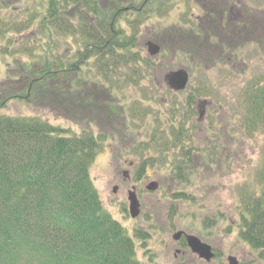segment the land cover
<instances>
[{
	"label": "trees",
	"instance_id": "obj_1",
	"mask_svg": "<svg viewBox=\"0 0 264 264\" xmlns=\"http://www.w3.org/2000/svg\"><path fill=\"white\" fill-rule=\"evenodd\" d=\"M47 1L37 29L31 22L26 25L27 34L36 38L32 46L37 51L29 54L38 60L22 61L20 69L8 70L7 80L0 83V107L13 98L32 104L33 94L38 92L51 98L48 103L41 102L40 108L49 107L59 118L60 111L67 110L68 116L82 120L76 113L90 110L94 102L111 121L123 116L120 111L126 104L143 106L140 97H129L128 91L143 89L152 81L149 77L155 72L157 57L140 47L139 37L150 14L163 15L164 0ZM26 20L22 16L8 26L14 29L18 26L11 25L19 23L22 31ZM164 29L156 34L159 55L163 56L169 42L174 49L181 44L169 33L172 31ZM257 31L251 33L258 36ZM175 32L180 34V28L176 27ZM62 43L65 50L58 55L54 47ZM219 52V57L225 54L223 48ZM232 55L219 59L234 62ZM36 62L45 64L39 67ZM15 75L23 78L24 85L15 82L19 80ZM43 82L48 87H42ZM207 93L210 90L206 85L195 89L187 98L189 106L197 96ZM222 99L235 110L230 113L219 105L222 118H218V126L211 124V144L196 149L190 142L194 133L175 112L172 115L177 119L168 122L165 130H150V140L140 141L134 149L143 151V167L156 158L164 162L166 148L172 147L178 149L181 163L176 164L172 158L173 168L180 170L196 154L206 165L213 164L212 159L219 154V158L226 155L224 160L232 158L235 144L241 142L238 134L244 143L246 137L253 138L260 132L264 149V73L249 80L239 94L227 92ZM33 105V109H40L37 103ZM141 113L139 116L149 115V108ZM127 119L130 117L125 116ZM82 132L52 124L38 113L0 114V264H143L136 258L128 229L104 207L91 178L90 167L99 150L100 136L89 129ZM146 144L150 150L158 149L155 152L161 158L146 153ZM258 180L261 194L255 195L253 190L243 194L237 213L241 238L264 258V166Z\"/></svg>",
	"mask_w": 264,
	"mask_h": 264
},
{
	"label": "rangeland",
	"instance_id": "obj_2",
	"mask_svg": "<svg viewBox=\"0 0 264 264\" xmlns=\"http://www.w3.org/2000/svg\"><path fill=\"white\" fill-rule=\"evenodd\" d=\"M197 1L164 0L163 15L150 14L152 16H149L150 18L142 25L139 42L140 47L147 53V42L150 40L158 42L156 34L160 32L159 30H165L164 28L172 31L169 33H173L174 38L181 40L177 49L169 42L164 56H157L155 72L149 77L153 82L144 84L143 89L129 88V97L137 95L143 106L126 104L120 111L123 116L109 121L110 117L103 113L102 108L98 109L92 102L90 110L76 113L84 118L82 120L68 116L67 110L60 111L59 118L49 107L40 108L41 102L48 103L51 98H44L41 93L35 92L32 104L13 98L0 107V114L24 116L38 113L41 118L52 124H59L79 134L89 129L96 136H100L99 150L90 167V175L104 207L114 219L128 229L134 240L136 258L141 263L228 264V257L235 255L243 264H264V258H260L242 240L238 223L240 216L237 213L243 194L252 190L255 195L261 194L262 185L258 176L264 166V149L261 147L263 138L260 132H256L253 138L246 137L244 143L243 137L238 134L241 142L235 144L232 158L226 157L224 160L226 155L219 158L222 155L219 154L218 158L212 159L213 164L206 165L203 159L196 155L191 162L183 163L182 170L178 167L173 168L171 162L173 158L176 164H181L177 158L180 153L176 147L166 148L164 162L156 158L145 167L142 165L143 151L134 150L140 141L146 143L150 140L148 134L150 130L163 131L168 122L176 120L177 116L175 115L174 119L172 115L175 112H178L181 120L186 122L189 132L194 133L190 142L196 149L198 146L211 144L209 136L213 135L210 130L214 124L218 126V118H222L221 112L218 113L219 105L223 104V109L230 113L235 110L230 103H225L222 97L227 92L231 95L233 92L239 94L241 87L249 80L264 73V29L257 33V38L251 36L244 38L243 34L233 31L238 24V17L233 14L234 20L230 24L232 32L227 34L224 31L222 34L211 29L217 34L213 35L204 27L207 20L202 22L198 18V13L204 11ZM247 1L252 8L264 9V0ZM48 4L47 0H0V83L7 80V72L12 69L11 67L14 71L20 69L22 61L38 60L29 54L33 50L37 51V48L32 46L36 38L27 34L26 25L31 22L37 29L38 17L40 13L46 11ZM22 16H26L27 19L25 24L23 23L25 28L22 31L19 30V23L11 25L18 26L14 29L8 26L12 21L18 22ZM256 19L259 23L262 18L258 16ZM251 25L252 29L256 28L254 24ZM176 27L180 28V34H174ZM162 38L172 39L167 35H163ZM221 48L225 50V54L234 53L232 56L235 60L231 61L230 65L226 63L227 61L219 59L225 55L221 54L219 57ZM54 49L58 55L63 54L65 44H58ZM36 64L41 67L45 63ZM178 68L186 69L191 80L183 92L175 94L167 89L163 77L169 71ZM16 78L19 79L15 81L16 83H23L22 77ZM204 85L210 93H207V96L201 95V98L197 96L195 103L189 106L188 96L190 94L192 96L195 89H200ZM42 87L48 86L43 82ZM202 99H205V105H200ZM34 102L40 109L32 108ZM81 103L82 101L78 104ZM213 103H216V107ZM50 104L51 102L48 105ZM131 108L134 114L130 113ZM147 108L149 115L139 116L143 114L142 110ZM125 116L130 117V120H125ZM146 146H144L148 149L145 150L146 153L161 158V155L155 152L159 151L158 149L150 150L149 145ZM227 152L226 150L224 154ZM131 161L134 164L131 172L133 177L129 180L123 174V169L125 166L129 168L128 164ZM154 180L160 187L149 191L147 185ZM115 186L119 187L117 192H114ZM133 186L137 190L142 207L140 215L135 218L129 214L127 197ZM178 230L199 236L209 243L216 252V257L207 261L194 253L188 245H183L184 239L175 241L173 235Z\"/></svg>",
	"mask_w": 264,
	"mask_h": 264
},
{
	"label": "flooded vegetation",
	"instance_id": "obj_3",
	"mask_svg": "<svg viewBox=\"0 0 264 264\" xmlns=\"http://www.w3.org/2000/svg\"><path fill=\"white\" fill-rule=\"evenodd\" d=\"M197 2L199 3V5L202 7L204 11V13H198L199 14L198 18L199 20H202V22H205V20H207L205 22L206 25L204 27L205 28L207 27V30H210L209 33H212L213 35H217L215 31L213 30H216L219 33L221 32L222 34L224 31L227 34H230L232 32L230 30L231 29L230 24L234 20L233 19L234 15L238 17L237 18L238 26L236 25L233 28V31L238 34L239 33L243 34L244 38H246L247 36L257 38V36L255 34H252L251 31L253 29H257L258 30L257 32H259V29L260 30L264 29V9L262 7L252 8L251 4L247 0H217V1L198 0ZM207 4L209 6H207ZM258 16L262 18L259 23L257 22V19H256V17ZM253 19L255 21H252ZM251 23L254 24L256 28L252 29ZM211 29L213 30L211 31ZM238 39L239 37L236 40L238 41ZM226 63L230 65L231 62H226ZM132 162L133 161H131L128 164L129 168L125 166V168L123 169V174L129 180H131L133 177L131 176L132 168L134 167L133 166L134 164H132ZM116 188L117 190L119 189V187H116ZM182 239L185 240V243L183 242V245H188V241H187L185 233L177 241H181ZM215 255H216V252H215Z\"/></svg>",
	"mask_w": 264,
	"mask_h": 264
},
{
	"label": "water",
	"instance_id": "obj_4",
	"mask_svg": "<svg viewBox=\"0 0 264 264\" xmlns=\"http://www.w3.org/2000/svg\"><path fill=\"white\" fill-rule=\"evenodd\" d=\"M147 50L151 56H157L160 53V46L152 41L147 43ZM165 81L167 82L168 88L180 92L181 90L185 89L189 83V74L186 69L178 68V70L170 71L165 77ZM202 116V114H201ZM156 182L151 183L148 185L149 190H155L158 188ZM117 189H115L116 191ZM129 210L130 215L132 218L138 217L141 213L140 201L136 195L135 191L129 192ZM182 231L176 232L173 235L174 239L177 241L181 238ZM188 245L191 247L192 251L199 256L205 258L207 261L211 260L213 257L212 247L202 242V240L197 236L187 235ZM228 264H240L238 262L237 257L230 255L228 258Z\"/></svg>",
	"mask_w": 264,
	"mask_h": 264
}]
</instances>
